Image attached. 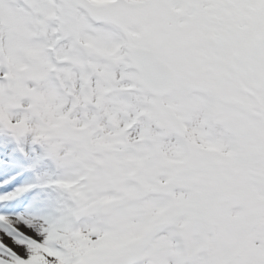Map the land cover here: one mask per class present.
Listing matches in <instances>:
<instances>
[{
  "label": "snow or ice",
  "instance_id": "obj_1",
  "mask_svg": "<svg viewBox=\"0 0 264 264\" xmlns=\"http://www.w3.org/2000/svg\"><path fill=\"white\" fill-rule=\"evenodd\" d=\"M0 134L64 173L0 264H264V0H0Z\"/></svg>",
  "mask_w": 264,
  "mask_h": 264
},
{
  "label": "bare ground",
  "instance_id": "obj_2",
  "mask_svg": "<svg viewBox=\"0 0 264 264\" xmlns=\"http://www.w3.org/2000/svg\"><path fill=\"white\" fill-rule=\"evenodd\" d=\"M4 146V139L0 137V150ZM18 153L3 155L0 151V176H8L9 181L7 186L17 185L16 190L22 188L27 183H30L32 187H28L27 191L16 195L15 197H20L18 199L14 198L13 201H0V214L9 216L24 215L28 217L36 215L37 212L40 213L47 203H49L47 206L51 209L58 207L55 201L59 198V192L53 186H46L45 181L61 178L64 175L63 170L54 167L53 171H48L53 163L48 158L44 159L40 164H37L36 167L30 168L29 163L37 159L44 152H38L39 156H34L35 152H28L26 155ZM16 173L20 174L18 179L14 177ZM39 184H42V187H36ZM5 186H0V192L4 190ZM51 214H54V210H52Z\"/></svg>",
  "mask_w": 264,
  "mask_h": 264
},
{
  "label": "rangeland",
  "instance_id": "obj_3",
  "mask_svg": "<svg viewBox=\"0 0 264 264\" xmlns=\"http://www.w3.org/2000/svg\"><path fill=\"white\" fill-rule=\"evenodd\" d=\"M0 137H2L4 139V142H5L4 148L2 150H0L1 152H4V154H8L9 152H16V153L19 152V154L26 155L28 152H35L34 156H39L38 152H45L44 146L39 144V143H34L32 140V137L30 135L28 137H26L22 142H19V143L6 134H0ZM21 148H23V151H21ZM48 159H50V158H48ZM36 160L37 159H35L34 161L29 163L30 168L36 167V165H37ZM51 166H53V167H51ZM51 166L49 167L48 171H53L54 167L56 169H58L54 163H52ZM36 174H39V173H36ZM4 180H6V178H4V179L1 178L0 183L4 182ZM27 184L29 185V183H27ZM37 186L42 187V184H39ZM13 188H14V186L9 187L4 191L8 192ZM45 195H47V194L45 193ZM48 204L49 203H47V205ZM47 205L45 206V208L42 209L43 211H41L40 214L52 215L51 213H52V210H54V209H51ZM38 213L39 212H37V214Z\"/></svg>",
  "mask_w": 264,
  "mask_h": 264
}]
</instances>
